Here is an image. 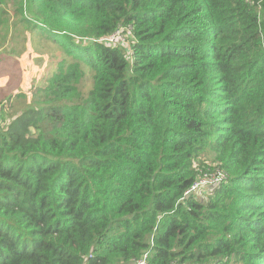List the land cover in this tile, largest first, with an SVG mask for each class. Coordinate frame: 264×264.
Returning <instances> with one entry per match:
<instances>
[{"label":"trees","instance_id":"1","mask_svg":"<svg viewBox=\"0 0 264 264\" xmlns=\"http://www.w3.org/2000/svg\"><path fill=\"white\" fill-rule=\"evenodd\" d=\"M2 76L0 264H264V0H0Z\"/></svg>","mask_w":264,"mask_h":264},{"label":"rangeland","instance_id":"2","mask_svg":"<svg viewBox=\"0 0 264 264\" xmlns=\"http://www.w3.org/2000/svg\"><path fill=\"white\" fill-rule=\"evenodd\" d=\"M121 43H125L124 39L120 41ZM41 47H46L49 48V44L45 42L40 43ZM15 57L19 58L20 61V67H21V74H22V82L21 86L23 89V92H25L29 97H30V91L32 90L33 87V82H38L39 80L42 79L43 73H45V70L47 71L49 67V61H48V56L45 55L41 57L37 53L36 45L34 42H28L26 41L24 44V49L22 50L21 55H15ZM7 81L6 76L0 77V84L3 82ZM16 94V93H15ZM13 95H9L10 99ZM87 96V95H86ZM11 101H14V98L11 99ZM0 124L1 121H0ZM214 171H209L208 174H214ZM209 194L204 191L199 194V198H206Z\"/></svg>","mask_w":264,"mask_h":264},{"label":"built area","instance_id":"3","mask_svg":"<svg viewBox=\"0 0 264 264\" xmlns=\"http://www.w3.org/2000/svg\"><path fill=\"white\" fill-rule=\"evenodd\" d=\"M124 29L120 28L115 33L105 37L103 39V42L108 45H115L117 43L123 44L120 41L124 39V44L127 43L128 36L130 35V32H127V35H125ZM219 171V170H215ZM226 180V176L224 173L219 171V174H208L206 173L203 178H201L190 190L187 191L186 195L191 194H199L200 191L204 190L206 187L213 188L215 185H218ZM134 264H150L149 262V254L145 253L143 257L135 262Z\"/></svg>","mask_w":264,"mask_h":264},{"label":"water","instance_id":"4","mask_svg":"<svg viewBox=\"0 0 264 264\" xmlns=\"http://www.w3.org/2000/svg\"><path fill=\"white\" fill-rule=\"evenodd\" d=\"M215 186H218V185H215ZM215 186H214V187H215ZM214 187H213V188H214ZM213 188H208V187H206L204 190H205L206 192H208L210 189H213Z\"/></svg>","mask_w":264,"mask_h":264},{"label":"bare ground","instance_id":"5","mask_svg":"<svg viewBox=\"0 0 264 264\" xmlns=\"http://www.w3.org/2000/svg\"><path fill=\"white\" fill-rule=\"evenodd\" d=\"M217 174H219V172Z\"/></svg>","mask_w":264,"mask_h":264}]
</instances>
